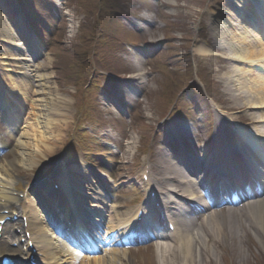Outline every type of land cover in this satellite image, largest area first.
I'll return each instance as SVG.
<instances>
[{
  "label": "bare ground",
  "instance_id": "6f19581e",
  "mask_svg": "<svg viewBox=\"0 0 264 264\" xmlns=\"http://www.w3.org/2000/svg\"><path fill=\"white\" fill-rule=\"evenodd\" d=\"M241 1L246 4L248 3V0ZM258 1H260L259 4H261L260 6H258V8H261V11L264 10V0ZM222 3L226 6L230 5L229 0H222ZM240 16L243 17V20L246 21V18L242 16V13H240ZM231 27L235 30L238 28L235 23L231 25ZM220 29L222 30L223 27L220 26ZM252 35L256 38L255 43L248 40ZM262 36H264L263 32H258L256 31V29H252L251 32L248 31V34L246 36H238L236 38H234L235 36L232 37L234 38L233 42L238 47L241 45H246L247 48H245L244 52L240 56L243 57V60L245 62L250 63L251 66H260L262 63H264V39L262 38ZM12 40L14 41L13 45L19 46V43L17 42L18 40H16L15 37H12ZM29 55L32 58V54ZM13 59L23 66L28 64L29 62L28 56H21ZM45 65H47V63L40 65L36 70H30L31 78H29V84L31 88L28 87V92L26 91L27 88L22 92L23 95L28 94L26 96L27 98L30 97V99H33L31 100V103L37 110L36 123L35 125L34 122L32 123V125H34V128L31 129V131H33L32 135L36 141V151L41 150L42 147L40 146V144L45 145L44 147L50 150L51 146L49 144H54L53 140H56L58 137H60V134H57V136H54L52 137V139H50L51 134L48 132V130L52 129L53 123H55V129H57L59 132L62 130L61 126L56 122L54 115H58L61 118L66 117L68 119L67 116L69 114L68 100L63 99L62 101H58L57 104H54L51 102L50 97H47V94H49L48 91L52 90V87L50 86L52 75L39 73V70L42 69ZM263 79L264 78L258 77V79L255 80V86L251 89L252 93L255 94L258 99L257 103L261 104L257 107L262 108H264ZM13 80L14 77H11V83H13ZM59 103H61L60 106ZM65 125H68L67 120L65 121ZM16 135V146L19 147L20 151L18 152L19 156H16V159L11 160L10 165L17 170L20 166H32V164L35 163V159L29 156V154H27V151L23 150L26 144L23 141V138H25L24 133ZM244 138L246 141H249V143L251 142L254 145V142H252L249 137L244 135ZM242 149L244 150V153H248L249 151H245V147H243ZM163 152H165V149H162L159 153ZM44 154L45 153H40L38 154V156L42 158ZM244 157L247 159L246 156ZM167 169L168 174L172 178L170 191L168 193L170 195L174 194L177 199H189L192 201L194 198H189L188 196L194 195L189 188H185L186 181L188 180L185 179L180 173V167L170 165L167 167ZM73 171L78 175L77 177L74 176L73 178H70V173H68L67 169H64L63 172L57 176L56 180L57 183L60 184L62 192L56 195L55 191L52 190V199H54V201L59 205L60 203H62V206L60 207H63L66 202V205L69 208L74 204L73 198H75L77 202L78 200H83V198L88 197V195L90 194L91 196L93 195V193L100 194V198L98 199V201H96L98 204H91V206L93 207H89L87 205L85 209L87 210V208L89 207V212L93 214V217H95L96 221L102 222L104 214L100 211V207L103 204L105 207H108L107 211L109 212L110 220H107L105 222L107 225L106 227L108 228V231H106V239L108 240L107 245L117 247V245L120 243V237H122L123 235L126 237L130 236V233L126 232V228L128 221L132 219V209L121 210V205L117 203L108 204L104 200L105 197L99 188V184L95 182V178L90 175L89 168H87L86 165H83L82 167L77 169H73ZM71 176L73 175L71 174ZM81 181L86 182L85 186L88 190L85 191V189L82 187ZM46 185L47 186H43V188L47 191L50 186L48 184ZM75 188L79 190L81 189L82 194V196H80V194L79 196L75 194V196H77V199L72 193V190ZM179 192H183L185 194L182 193L181 195ZM46 200L47 202H50L51 199L47 198ZM170 201L171 199L167 198L166 205L171 210H174ZM84 205H86V203ZM248 207H250V209H244V211L243 209H241V211L246 215V223L256 219L258 221V224L256 226L264 231V198L258 199L256 202L248 204ZM210 208L211 207H209V209ZM247 210H250L253 214H257L258 217L250 216ZM25 214L31 218L33 230L39 239V245L45 250L47 254H49L53 262H55L56 264H76L77 259L80 257L78 256L77 251L70 247L69 243L64 238L57 236L54 232L51 231L52 222L44 219V215L40 212L39 205H36L35 201L32 210L29 213L25 211ZM180 214L182 215V212H180ZM203 215L204 214H199L200 218H198L197 221L194 220V222L189 223V221L185 222V220L181 219L179 217V214L177 213L176 220L179 223L177 230L178 238L176 240L171 239L162 243L159 242L157 246L158 257L150 259L149 261L144 262V264H204V262L208 264L213 258L214 254V251L211 250V248L209 249L208 247L212 245L215 247H218L217 245H222V241L224 239H230L231 236L235 234V228L228 227L219 220H215L212 214L206 215L202 218ZM214 216L216 217L217 215L214 213ZM182 222L186 223L185 226L182 225ZM117 233H120V236H117ZM262 234L264 235V233ZM194 237L198 239V245L194 244ZM202 247L208 250L206 252L207 254L204 252L202 253ZM116 253H119L120 256L116 255ZM108 255H111V259H108ZM87 264H132V261H130L128 252L125 249L121 250L120 248H110V250L105 251L103 256L95 257L91 261V263L88 261Z\"/></svg>",
  "mask_w": 264,
  "mask_h": 264
},
{
  "label": "rangeland",
  "instance_id": "374dc122",
  "mask_svg": "<svg viewBox=\"0 0 264 264\" xmlns=\"http://www.w3.org/2000/svg\"><path fill=\"white\" fill-rule=\"evenodd\" d=\"M177 4H178V8H175L172 10L173 14L174 15H177L178 13L180 12H183V15L186 16V22L189 23L190 25H193V21L195 19V16L197 15V11L199 10L198 8L201 6L199 5V0H189V3H188V0H176ZM217 0H215L213 2V5L215 6L217 3ZM0 3H3L2 4V9H5V10H12V9H16V8H19V5L17 2L13 1V0H6L5 2L3 0H0ZM193 4V6H192ZM130 5V4H128ZM191 6V7H190ZM130 8V7H129ZM130 9H133L130 8ZM213 9V8H212ZM146 10L145 7L143 6L142 8V12ZM0 28H1V25H0ZM156 35L157 37L158 36H162L164 34V32H162V30L160 29L159 31L157 32H149L148 36L146 37L148 40H153L154 39V36L153 35ZM4 37L0 34V76L2 77V79H6V80H9L7 78V74L5 73L6 71V64H4V60L5 58L8 56L10 57L11 55H9V47L5 46V44H3L1 42V39H3ZM208 38L207 34L205 36V40ZM3 50V51H2ZM15 53H17L18 51H14ZM7 53V54H5ZM5 55V56H4ZM5 58H4V57ZM129 57H132L129 56ZM128 57V58H129ZM9 60V59H6V61ZM9 62V61H8ZM12 62V61H11ZM206 62V63H205ZM13 63V62H12ZM212 63L211 67L214 68L216 67L217 63L213 60H202L200 58H197L196 61H195V65H196V70L200 69V68H203L205 67L206 70L209 72L210 71V64ZM185 67V66H183ZM15 69V68H14ZM132 69H134L132 67ZM16 70V69H15ZM158 80H161L163 81V78H164V75L161 74V73H158ZM213 76H216V77H219L220 76V72H216L214 71L212 73ZM155 78V77H154ZM21 79V78H20ZM157 81H154V82H150V90L152 91V88H158V84H157ZM9 89H10V86H9ZM117 89V88H116ZM160 89V87H159ZM67 93H73L74 92V89L73 90H67L66 91ZM106 95H103L101 97H104ZM109 97V95H108ZM150 101V100H149ZM74 102L75 100L73 101L72 99V102L70 103L71 104V108H70V114H69V118H68V127H64L62 132L60 133L61 134V141H60V144L57 145V148L56 149H52L51 151L49 152H46L44 149V153H47V158H42V159H38V158H35V159H38V164L34 167V170L36 171L37 169H46V168H51L52 170L50 171V175H56V173L58 171H60V169L62 168V166L64 165L62 162H63V156L65 153H68V151L70 152V154H72L73 156H75V159H76V162L74 164H77V163H82V159H83V154H82V150H80L79 148H74V149H71L69 148V144L66 145L67 143L65 142L67 140V135L68 133L70 132L71 129H73L74 127V121L77 117L76 115V108L74 107ZM98 104H99V108H100V111H98V113L96 114L101 122H102V126H106V125H109L107 127H112V129L114 128L115 130H117L119 133H120V136H123V131L120 127V122H115L116 120V117L117 114L116 113H113L111 112L110 109L106 108L103 104H102V100H98ZM13 105H15L13 103ZM150 105H156L155 104V100L154 98L152 97L151 98V101H150ZM18 110H19V107H16ZM104 109H106L107 111H105ZM35 114V112L33 113ZM110 117H113V118H110ZM111 120V124H106L107 123V120ZM33 119H34V116H32L30 119H29V123L32 124L33 123ZM114 121V123H113ZM61 124H63V122L61 121ZM85 126L88 128V129H91V126L89 124H91V122L89 121H86L85 123ZM92 125V124H91ZM129 125L130 124H124L123 123V130L124 129H129ZM25 126V125H24ZM30 125L27 124L26 127H23V131H27L29 130V127ZM64 126V124H63ZM119 126V127H118ZM93 127L96 129V126L93 125ZM98 127V126H97ZM32 127L30 126V129ZM54 131H56V133H59L56 129L53 128ZM31 132V131H30ZM107 141H110L109 139ZM27 145H26V151L30 154H32L31 152H35L36 151V147H35V140L32 136H28V139H27ZM14 143V142H13ZM15 144V143H14ZM13 150H19L18 148H16L14 146V149ZM67 150V151H66ZM74 154H73V153ZM51 153V154H50ZM15 154V153H14ZM14 154H13V151L11 153H8L3 159L0 160V170L3 172V174L1 175L2 178H5L4 176H9L11 178H13L14 180H19L22 184H25L26 183V180L25 179H20L18 175H24V173H26V171H28L29 169H24V168H21L19 171H14L12 169V167L10 166L9 164V161L11 158L14 157ZM36 155V153H34ZM49 154V155H48ZM124 160L126 159H121V161L123 162ZM41 161V162H40ZM46 162V164L44 163ZM113 165L115 167L114 169V173L117 172L116 169L120 166V168L122 170H120L121 174L119 175L120 179H117L118 181H120V184L117 185L118 188H121L122 192L120 193V195H123L124 196V199H120L121 201H126V204H130L131 207L134 203L133 201V196H134V191L132 190V186H133V179H137L139 180V170H135L134 172H131L133 171V169L135 168V166L133 165H129V164H126L128 167L125 166L124 163H118L117 162V159H116V162H113ZM125 168H128L127 169V172H125ZM9 171V172H6ZM32 170V171H34ZM101 175L103 177L104 176V173H101ZM29 176V175H28ZM126 191H131L132 193H125ZM126 199V200H125ZM235 218V217H234ZM240 229V227H239ZM256 230L252 229V230H249L248 234H249V237L251 238L249 240V244L255 249L254 251L258 252V257L260 258L259 261L261 260L260 264H264V243L260 240L259 236L257 235V233H255ZM259 232V231H258ZM241 233L243 234L244 236V233L241 231ZM260 233V232H259ZM240 234V235H242ZM233 242L235 243V248L236 250L233 251V253L231 254V252H227L225 253V257H224V254L223 255H219L218 256V261L217 263H212V264H227V258L230 259V257L234 260V264H258L256 263V260L257 259H254V258H251L248 254H247V246L246 247H243V244H242V240L241 242H239V239H234ZM134 252H131V254L134 255ZM136 256V255H135ZM139 259H137L134 264H139Z\"/></svg>",
  "mask_w": 264,
  "mask_h": 264
}]
</instances>
